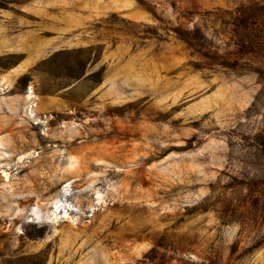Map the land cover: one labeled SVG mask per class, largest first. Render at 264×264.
I'll list each match as a JSON object with an SVG mask.
<instances>
[{"label": "rangeland", "instance_id": "374dc122", "mask_svg": "<svg viewBox=\"0 0 264 264\" xmlns=\"http://www.w3.org/2000/svg\"><path fill=\"white\" fill-rule=\"evenodd\" d=\"M0 264H264V0H0Z\"/></svg>", "mask_w": 264, "mask_h": 264}]
</instances>
